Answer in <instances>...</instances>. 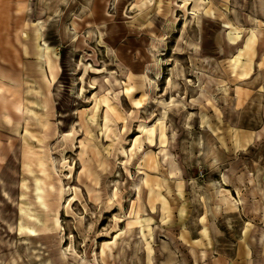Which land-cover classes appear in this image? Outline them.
Here are the masks:
<instances>
[{"label":"rangeland","instance_id":"374dc122","mask_svg":"<svg viewBox=\"0 0 264 264\" xmlns=\"http://www.w3.org/2000/svg\"><path fill=\"white\" fill-rule=\"evenodd\" d=\"M200 214L264 229V0H0V264H207Z\"/></svg>","mask_w":264,"mask_h":264},{"label":"crops","instance_id":"0c3cea01","mask_svg":"<svg viewBox=\"0 0 264 264\" xmlns=\"http://www.w3.org/2000/svg\"><path fill=\"white\" fill-rule=\"evenodd\" d=\"M202 217L198 215L195 230L184 224L177 235L186 241L188 252L198 254V261H204L200 253L203 250L208 255L207 264H264V229L243 225L232 243V250L227 252L218 249L216 242L221 239L218 226L214 231L211 221Z\"/></svg>","mask_w":264,"mask_h":264}]
</instances>
